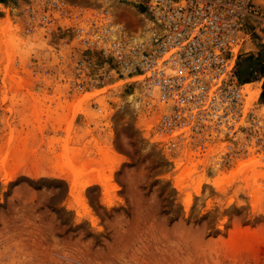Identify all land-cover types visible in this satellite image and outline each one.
<instances>
[{"label": "rangeland", "instance_id": "obj_1", "mask_svg": "<svg viewBox=\"0 0 264 264\" xmlns=\"http://www.w3.org/2000/svg\"><path fill=\"white\" fill-rule=\"evenodd\" d=\"M27 1L0 5V264H264V163L159 143L128 103L137 84L73 90L78 52L26 34ZM111 1L137 22V3ZM259 44L237 69L261 86Z\"/></svg>", "mask_w": 264, "mask_h": 264}, {"label": "built area", "instance_id": "obj_2", "mask_svg": "<svg viewBox=\"0 0 264 264\" xmlns=\"http://www.w3.org/2000/svg\"><path fill=\"white\" fill-rule=\"evenodd\" d=\"M117 1L140 6L135 24L101 0L77 8L29 0L15 16L26 34L61 33L60 43L78 52L66 80L73 90L137 84L128 103L154 124L159 143L221 149L227 163L264 157V83L249 100L237 69L245 43L264 46V0Z\"/></svg>", "mask_w": 264, "mask_h": 264}, {"label": "bare ground", "instance_id": "obj_3", "mask_svg": "<svg viewBox=\"0 0 264 264\" xmlns=\"http://www.w3.org/2000/svg\"><path fill=\"white\" fill-rule=\"evenodd\" d=\"M112 4H113V1L107 0V5H109L110 8H114ZM260 84L261 83L258 81V82L247 83L245 85V87L247 88V91L245 90V92L248 94L247 97H248L249 100H252V99H256L257 98V96L259 95L260 92L257 94L256 88H259ZM130 97L132 98V96H130ZM153 128L154 127L152 126V129ZM151 130H149L150 135H152V131ZM220 150L221 149L215 148V149H210L207 152L200 151V152H203V153H198L197 151H181V153L183 152L182 153L183 155H189V156H191L193 158L198 159L199 157H202L204 155H207L208 153H211V152H216L217 154H219L220 153ZM237 161H240V162L245 163L247 165V167L250 166L251 168H255V167H261V164L264 163V157L262 155H259V154L251 153L247 157L237 158L235 160V162H237Z\"/></svg>", "mask_w": 264, "mask_h": 264}, {"label": "crops", "instance_id": "obj_4", "mask_svg": "<svg viewBox=\"0 0 264 264\" xmlns=\"http://www.w3.org/2000/svg\"><path fill=\"white\" fill-rule=\"evenodd\" d=\"M253 41H255V42H257V43H260L256 38H254L253 40H251V41H248L247 43H245V45H244V50H243V52H247V51H250V50H252V49H250V47L249 48H247V45L246 44H250V46H251V44L253 43ZM263 49H264V46L260 43L259 44ZM243 54V53H242ZM241 54V55H242ZM262 54H263V52H262ZM240 57V56H239ZM240 77V76H239ZM241 81V80H240ZM252 81V80H251ZM251 81H249V82H245V83H252Z\"/></svg>", "mask_w": 264, "mask_h": 264}, {"label": "trees", "instance_id": "obj_5", "mask_svg": "<svg viewBox=\"0 0 264 264\" xmlns=\"http://www.w3.org/2000/svg\"><path fill=\"white\" fill-rule=\"evenodd\" d=\"M241 71H242V70H241ZM241 71H240V74H239L241 82H242V83H245V82H249V81H251V79H249L248 76L243 77V76L241 75ZM34 186H35L36 188H40V185L34 184Z\"/></svg>", "mask_w": 264, "mask_h": 264}]
</instances>
